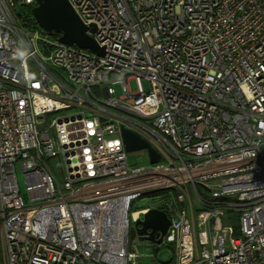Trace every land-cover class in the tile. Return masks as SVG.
I'll return each instance as SVG.
<instances>
[{
	"label": "built area",
	"instance_id": "obj_1",
	"mask_svg": "<svg viewBox=\"0 0 264 264\" xmlns=\"http://www.w3.org/2000/svg\"><path fill=\"white\" fill-rule=\"evenodd\" d=\"M68 2L103 55L19 25L37 0H0V264H139L128 214L150 209L173 264H264V0ZM122 129L159 161L131 167ZM157 191L185 206L130 212Z\"/></svg>",
	"mask_w": 264,
	"mask_h": 264
},
{
	"label": "water",
	"instance_id": "obj_2",
	"mask_svg": "<svg viewBox=\"0 0 264 264\" xmlns=\"http://www.w3.org/2000/svg\"><path fill=\"white\" fill-rule=\"evenodd\" d=\"M31 14L41 30L50 36H57L61 44L103 55V49L99 48L87 34L93 33L95 27L84 25L68 0H37ZM121 134L126 152L146 150L150 163L155 164L159 161V155L139 135L125 129L121 130ZM169 225L170 220L165 212L150 209L141 219L134 222V229L139 239L158 245Z\"/></svg>",
	"mask_w": 264,
	"mask_h": 264
},
{
	"label": "rangeland",
	"instance_id": "obj_3",
	"mask_svg": "<svg viewBox=\"0 0 264 264\" xmlns=\"http://www.w3.org/2000/svg\"><path fill=\"white\" fill-rule=\"evenodd\" d=\"M16 21L19 25L23 26L26 19H31V25L25 23L26 26H28V31L31 33L35 32L41 36H43V31L41 28L37 25L35 20L32 17L31 11L28 10L25 7H18L13 11ZM39 42H37L38 47L41 49ZM42 50V49H41ZM129 87L132 92H135L137 90L136 84L133 80L129 82ZM115 92L117 95L120 94V88L119 86H115ZM95 93L99 96L100 91L99 88H94ZM56 115L54 114L52 117L54 118ZM47 120H51V118H47ZM128 163L131 167H140V166H148L150 165L148 155L146 150H138V151H132L127 153ZM46 163V166L50 169L53 176L55 177L56 181L59 185H63L64 178H65V171L63 168V163L60 157L50 158L44 160ZM16 176L17 181L19 185V189L22 195H24V181L22 177V172L19 167V164L16 165ZM197 190L202 193L205 197L208 198L210 201H217L216 199L211 198L207 193H205V190L203 187L197 186ZM190 199L194 206H197V201L195 197L194 190L192 186L190 185L189 189ZM164 196H170L171 206L178 205L179 207H184V203H179L176 201L174 195L172 194H163ZM162 194L160 195H154V196H148L143 195L137 199H135L131 206H130V212L139 211L143 208L149 207V208H156L160 206L163 202L164 197ZM129 220H130V228H129V235H128V247L129 249L137 252L139 255L138 263L139 264H173L174 262V250L172 245H168L165 243L162 244H153L151 242L141 240L139 239L138 235L135 232L134 229V222L132 218H130V213L128 214ZM142 217V216H141ZM220 217L223 218V214H220ZM228 223L227 226H231L233 228V235H236L238 232V219H239V212L237 211H230L227 214ZM132 220V221H131ZM1 253V252H0ZM0 261H1V254H0Z\"/></svg>",
	"mask_w": 264,
	"mask_h": 264
},
{
	"label": "trees",
	"instance_id": "obj_4",
	"mask_svg": "<svg viewBox=\"0 0 264 264\" xmlns=\"http://www.w3.org/2000/svg\"><path fill=\"white\" fill-rule=\"evenodd\" d=\"M161 192L160 191H157V192H150L148 194H145V195H148V196H154V195H160Z\"/></svg>",
	"mask_w": 264,
	"mask_h": 264
}]
</instances>
